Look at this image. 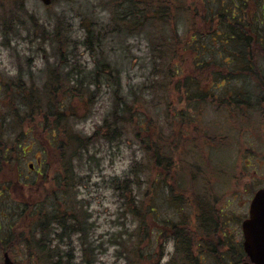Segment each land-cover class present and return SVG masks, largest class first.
Listing matches in <instances>:
<instances>
[{
    "label": "rangeland",
    "instance_id": "374dc122",
    "mask_svg": "<svg viewBox=\"0 0 264 264\" xmlns=\"http://www.w3.org/2000/svg\"><path fill=\"white\" fill-rule=\"evenodd\" d=\"M111 1L53 0L52 5L46 6L41 0H0V82L21 80L28 87L41 88L48 70L58 66L60 44L55 46L47 36L59 26L69 42V47H62L69 60L62 74L74 68L72 77L80 82L94 69L95 60H107L119 69L127 96L139 101L152 100L153 82L156 78L161 80V75L157 77L153 71L154 32L149 26L130 33L123 31L112 18ZM146 1L155 5L167 1L181 9L177 18L181 56L177 59L184 73L176 75L173 83L169 81L167 89L160 87L154 102L158 108L147 113L148 119L155 122L169 142L165 144L166 149L175 156L171 178L164 183L159 170L152 169L154 165L149 167L153 164L147 161L149 154H145L130 134L114 143L101 142L92 146L82 158L73 162L74 174L71 175L66 161L60 159L61 137L53 141V134L43 127L41 116L27 117L29 108L25 106L23 94H18L19 90L16 94L13 89H0V122L3 123L0 125V161H6L0 166V263L7 251L18 262L53 264L48 255L35 249L40 206L46 212L59 209L67 213L65 210L70 211L74 205L76 215H87L85 246L79 235H72L58 245L64 253V262L70 264H83V247L93 252L95 264H131L136 248L142 250L143 264H152L151 259L155 264L164 250L160 264H167L176 255V243H165L164 239L157 243V231L165 221L178 223L187 216L193 223L198 214L193 206L195 201L214 205L221 214L220 220H225L227 213L231 226L241 231L242 219L254 194L264 188L263 78L252 76L246 80L239 75L228 81L221 93L212 96L208 92L213 77L217 72L222 73L224 67H219L218 57L210 54L216 42L207 39L203 41L207 48L199 51L203 54L199 61H208L205 73L194 75L203 76L201 87L194 91L198 97L189 96L184 81L196 70V55L186 54L183 48L202 28L208 3L213 7V0ZM36 22L41 30H34ZM87 27L93 30L90 39L101 43L97 52L88 49ZM44 28L47 35L40 33ZM63 34L61 41L65 40ZM226 89L229 91L224 95ZM82 91L87 97L92 94L87 89ZM232 91L251 94V102L245 103V97L232 98ZM92 96L90 101L71 96L66 100L70 107L67 111L69 123L74 133L82 136L93 134L114 101L113 89L109 87ZM71 110L76 111L75 118L70 117ZM73 150L74 147H67L65 154ZM138 175L141 181L137 180ZM71 176L73 179L69 180ZM127 177L136 183L134 194L143 198L144 212L155 210L147 214V231L143 234L138 218L130 213L125 195L115 185L117 179ZM171 186L176 189L174 193L178 198L183 196L188 200L184 201L179 213L175 210L178 207L170 201ZM52 228L54 225L48 231ZM148 231L154 233L147 238ZM22 236L30 242L31 251L21 244ZM237 239L241 240L242 236L238 235ZM1 241L8 244V250L1 249ZM56 244L54 241L53 245ZM195 247V254H199V243ZM221 249L213 247L203 254L202 264L219 263L220 255L216 253L228 257Z\"/></svg>",
    "mask_w": 264,
    "mask_h": 264
},
{
    "label": "trees",
    "instance_id": "16d2710c",
    "mask_svg": "<svg viewBox=\"0 0 264 264\" xmlns=\"http://www.w3.org/2000/svg\"><path fill=\"white\" fill-rule=\"evenodd\" d=\"M111 3L113 7L112 18L123 31L130 33L139 27L149 26L154 32L152 36L156 39L151 46V50L155 54L154 58H152L153 71L155 76L161 75V80L159 81L156 78L153 82V88L151 87V89L154 96L152 100L149 102L146 100L139 101L136 98H130L129 95L127 96L124 93L119 69L107 60H95L96 66L94 69L85 75L80 82L78 78L72 77L73 74L71 72H74V68L70 69L68 73L62 74L64 68L69 64V60H67L68 53L65 52V55L62 47H69V42L67 34L59 26L55 27V31L51 35L48 34L45 28L40 32L42 35H44L43 33L45 35L48 34L47 38H50V41L55 46L60 44L58 46L59 53L63 54H60L56 68L47 69L48 76L44 85L41 88H37L35 85L28 87L19 79L20 82L18 80H14L11 83L0 82V89H13L15 93L19 90L18 94H23L22 97L26 102L25 106L29 108V112L26 113L28 114L27 117L33 119L41 116L43 127L53 134V141H55L54 138L60 139L61 137L60 159L63 162L64 160L66 161L67 166H65L69 167L71 175L74 174L73 162L78 161L79 157L82 158V155L87 153L92 146L101 142L114 143L130 134L137 139V142L146 152L145 154H149L147 161L149 162L150 160L153 163L149 167L151 168L154 165L152 169L159 170V176L166 183L168 178H171V171L175 165V156L170 149H166L165 144L169 145V142L161 131H158L159 129L155 122L148 119L147 113L152 109L158 108V105L154 102L160 87L165 86V89H167L170 84L169 81L172 80L173 83L176 75L184 73L183 67L177 59L181 56L179 54L181 38L177 27V18L180 17L181 9L167 1H164L163 4L159 1L156 5L146 0H112ZM211 3L213 7L208 3L209 7L207 13L203 16L202 28H199L195 35L191 36L188 43L184 46L185 48H183L186 54L191 52L192 55H196L194 59L196 70L190 74L193 76H188L184 81V86L189 88L188 95L191 97H193L194 91L201 87L203 81V76L197 78L194 75L196 73H201L202 75L205 73L203 70L207 67L206 63L208 61H199L201 56H203L199 51L207 48L203 42L207 39L216 42V45L210 50V54L213 58L218 57V62L216 61V63L219 67H224L222 68V73L218 74L217 72L213 77V84L209 88L210 92H208L212 93V96L221 93V88L227 87L228 81L231 82L232 78H239V75L246 80L254 76V78H263L262 82L264 81V0H213ZM120 10L121 12L118 13ZM37 25L38 22H36L34 30H41ZM4 32L7 33L8 31L5 30ZM92 33V28L87 27L88 49L92 50V52H97L101 43L90 39ZM62 34L65 36L63 41H61ZM217 45L219 48H217ZM105 87L112 88L114 96L108 115L97 126L92 135L82 136L77 132L74 133L67 117V111L70 108L66 103L68 96L80 98V100L89 99L88 101H90L93 97L92 95H95V93ZM82 89H87V92L92 94L87 97ZM227 91L229 90L226 89L224 91V95H226ZM60 93L62 95H59ZM235 93V91L231 92V95L234 94L231 96L232 98L234 96L245 97L247 99L245 103L249 104L251 102V94ZM194 97H198L197 94H194ZM70 113V117H76V111L71 110ZM0 125L2 126L3 123L0 122ZM55 132L57 133L54 134ZM67 147H74L71 154H65ZM3 162L0 161V166L6 164V161ZM136 178L141 181L139 175ZM68 179L72 180L73 176ZM115 185L125 195L130 213L138 218L140 232L142 231V234L145 233L147 231L145 230L146 216L150 212H155V210L150 207L151 211L147 210V213L146 211L144 212L143 198L134 194L136 183L133 182L131 177H127L124 180L117 179ZM174 192H176V189L171 186L169 190L170 201L178 207L175 210L179 213L183 210L182 204L184 201L188 202V200L183 196L178 198ZM148 197L149 195H147ZM193 206L198 213L193 223L190 220V216H187L178 223L165 221L161 229L157 231V243L162 239H164L165 243L169 241L176 243V255H173L167 264H202L200 258L204 254L201 253L203 246L199 244V254H195V246L199 242L206 240L204 237H207L212 242L214 248H218L217 244L221 241L218 234L221 214L214 205L207 204L204 201H199L198 203L195 201ZM59 212V209L46 212L40 206V218L37 220L36 225L38 228L36 236L39 235V237L38 240L34 237L37 241L35 249L39 253L48 255V260H53V264H70L68 261L64 262V253L58 249V245L60 242L64 243L65 239H70L72 235H79L82 245L85 246L84 240L87 238L88 232V228L85 226L87 215L81 214L80 217L76 215L74 205H71L70 211L65 210L67 213ZM4 217L8 218L7 216ZM52 225H54V228L48 231ZM151 233L154 232L152 231ZM151 233L148 231L145 234L147 238L150 237ZM206 233L210 234V236H207ZM50 236H54V238L52 239ZM54 241L58 244L53 245ZM1 242L3 243L1 246L8 250V244ZM21 244H24L28 251L33 248L30 242L24 240L23 236ZM81 253L83 264H95L94 254L89 247H83ZM28 255L32 256V253L29 252ZM159 255L160 257L155 264H160V260L164 256V250ZM216 255H220L219 263L222 260L233 262V260L236 261L241 257V254L233 253L232 255L230 254L232 260L229 261L226 259L225 254L216 253ZM133 256L131 264H143L142 250L140 248L133 250ZM242 257H246V255ZM150 261L154 264L153 259Z\"/></svg>",
    "mask_w": 264,
    "mask_h": 264
},
{
    "label": "water",
    "instance_id": "95a60500",
    "mask_svg": "<svg viewBox=\"0 0 264 264\" xmlns=\"http://www.w3.org/2000/svg\"><path fill=\"white\" fill-rule=\"evenodd\" d=\"M49 6L53 0H41ZM33 168V165H31ZM244 246L250 261L253 264H264V189L259 190L251 203L250 218L243 223ZM1 264H27L14 262L8 254ZM243 264H248L247 262Z\"/></svg>",
    "mask_w": 264,
    "mask_h": 264
},
{
    "label": "flooded vegetation",
    "instance_id": "af4514ba",
    "mask_svg": "<svg viewBox=\"0 0 264 264\" xmlns=\"http://www.w3.org/2000/svg\"><path fill=\"white\" fill-rule=\"evenodd\" d=\"M261 189H264V188H261ZM255 194H254V196H255ZM254 196H253V198H254ZM250 208H251V203L249 205L247 214L242 219L241 231H238V229H234V227L231 226V222H230V219H229L230 217L228 216L227 213L225 215L226 218H223L225 220H221L220 221V225H219L220 229L218 230V234L220 235V240L221 241L217 245H218V249L219 248L220 249L223 248L225 250V253L227 255H229L226 258L229 261L232 260V257L230 256V254L232 255L233 253H235V254H241V256H245L246 255V250H245V246H244L245 237H244V231H243V223H244L245 220H247L250 217ZM206 235L210 236V234L208 235L207 233H206ZM238 235L242 236L241 240L237 239ZM204 238L206 240H204L203 242H199V244L203 246V249H202L201 253L206 254L207 251H212V247L213 246H212V242H210L207 237H204ZM1 249L4 250L6 248L3 247ZM223 249H221V250H223ZM5 253H9V252L4 251V254ZM200 259L203 261V259H205V256H202ZM245 262H247L248 264H253L251 261H249L247 259V257H243L242 259H241V257H239L236 261L235 260H233V262L232 261L231 262L223 261V262L218 263V264H243Z\"/></svg>",
    "mask_w": 264,
    "mask_h": 264
}]
</instances>
